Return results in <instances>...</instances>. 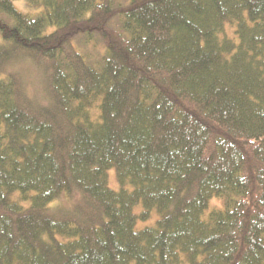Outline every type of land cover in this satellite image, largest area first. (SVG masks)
Masks as SVG:
<instances>
[{"label":"trees","instance_id":"trees-1","mask_svg":"<svg viewBox=\"0 0 264 264\" xmlns=\"http://www.w3.org/2000/svg\"><path fill=\"white\" fill-rule=\"evenodd\" d=\"M24 2L0 0V264H264V0Z\"/></svg>","mask_w":264,"mask_h":264},{"label":"rangeland","instance_id":"rangeland-1","mask_svg":"<svg viewBox=\"0 0 264 264\" xmlns=\"http://www.w3.org/2000/svg\"><path fill=\"white\" fill-rule=\"evenodd\" d=\"M15 8L23 13L29 14L31 16H36L40 13V9L38 8H33L25 4L24 0H12ZM88 50L94 55L95 57L99 56L101 53V48L100 47H95L92 45L88 46ZM13 69V68H12ZM14 69H18L21 74L23 75L24 81L26 83V87L28 91L34 95L37 99L39 100H44L45 99V93L43 90V87L41 86V80H40V73L37 68H35L29 61H24L20 64H18ZM107 177H108V184L110 187L117 189L118 184L115 179V171L114 169H109L107 172ZM62 198L65 199L63 196ZM59 200V199H58ZM56 200V201H58ZM68 200V199H66ZM223 203L222 200L213 198L210 201L209 209L212 206H221ZM140 209V205H137L135 207V210L138 211ZM155 219V215L151 219H149L146 222L143 221H138L136 224V228H141L145 225L153 223Z\"/></svg>","mask_w":264,"mask_h":264}]
</instances>
